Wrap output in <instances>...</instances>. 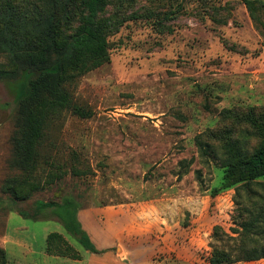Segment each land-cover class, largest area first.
<instances>
[{
  "label": "rangeland",
  "instance_id": "374dc122",
  "mask_svg": "<svg viewBox=\"0 0 264 264\" xmlns=\"http://www.w3.org/2000/svg\"><path fill=\"white\" fill-rule=\"evenodd\" d=\"M178 2L108 0L110 59L68 86L91 116L48 120L30 175L15 165L17 105L0 81V264H264L238 255L236 187L216 157L227 140L252 152L264 136V0ZM53 12L63 33L80 25L78 1L0 0L1 30L31 31ZM200 142L217 153L203 156ZM28 176L29 197L13 203L8 182ZM65 198L79 203L96 248L110 251H87L50 210L19 213ZM53 232L81 259L49 255Z\"/></svg>",
  "mask_w": 264,
  "mask_h": 264
},
{
  "label": "trees",
  "instance_id": "16d2710c",
  "mask_svg": "<svg viewBox=\"0 0 264 264\" xmlns=\"http://www.w3.org/2000/svg\"><path fill=\"white\" fill-rule=\"evenodd\" d=\"M78 1L82 8L80 25L73 33H63L58 14L39 22L31 31L4 32L0 25V54L6 55L9 68L0 67V81L15 95L17 105L18 136L15 140V165L26 175L37 166L38 149L43 142L48 120L70 110L81 118L91 113L74 103L69 84L79 74L86 73L107 62L109 41L106 24L100 14L108 0ZM178 7L182 4L174 0ZM68 16H66V20ZM25 24L20 16L17 22ZM264 134V127H263ZM201 154L211 157L217 152L209 144L198 143ZM226 168V187H236L234 224L237 229L232 239L244 262L264 259V136L260 145L250 152L237 140H227L222 154L216 155ZM29 176L23 181H9L7 190L13 203L29 197ZM37 189V188H36ZM34 212L20 210L27 219L35 220L51 211L64 229L87 251L100 255L108 251L96 248L88 232L78 218L79 203L72 198L63 202H36ZM239 245V247H238ZM46 251L49 255L80 260L81 254L59 232L47 237ZM5 258V252L0 249ZM225 257H230L227 254ZM212 264H221V258H213Z\"/></svg>",
  "mask_w": 264,
  "mask_h": 264
}]
</instances>
